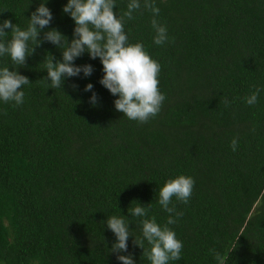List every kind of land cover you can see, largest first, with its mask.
Returning <instances> with one entry per match:
<instances>
[{
	"label": "trees",
	"instance_id": "obj_1",
	"mask_svg": "<svg viewBox=\"0 0 264 264\" xmlns=\"http://www.w3.org/2000/svg\"><path fill=\"white\" fill-rule=\"evenodd\" d=\"M41 2L0 0V23L26 29ZM67 2L47 0L53 19L44 31L57 29L70 41L75 23L62 11ZM129 2L115 0L118 17ZM140 2L124 30L129 44H143L160 64L165 96L145 123L115 109L118 97L99 83V58H77L75 65L91 64L93 73L52 88L46 61L62 62L52 43L36 47L23 67L0 57V69L31 82L21 89V105L0 101V264H121L105 224L113 215L130 228L120 255L151 264L148 242L143 252L133 241L143 239L141 220L167 223L159 190L180 175L195 184L187 204L173 198L182 215L173 213L168 227L183 248L168 264H219L212 249L224 264H264V0H154L167 29L162 45ZM256 88L258 100L248 105ZM139 203H150L146 217L131 215Z\"/></svg>",
	"mask_w": 264,
	"mask_h": 264
},
{
	"label": "clouds",
	"instance_id": "obj_2",
	"mask_svg": "<svg viewBox=\"0 0 264 264\" xmlns=\"http://www.w3.org/2000/svg\"><path fill=\"white\" fill-rule=\"evenodd\" d=\"M46 3H40L28 18L26 29L22 30L11 20L5 19L0 23V57L8 55L14 65L25 66L26 59L33 55L36 47L43 42H50L62 50V62L50 55L46 61V80L50 81L52 88H63L65 79L77 77L81 73L90 76L94 69L91 64L75 65L74 61L87 53L91 59L99 58L102 63L104 75L99 83L113 96L114 107L129 120L140 123L147 122L155 117L162 106L165 96L159 90L158 76L160 64L151 59L145 52L143 44H129L128 36L124 30L126 20L134 19V13L141 9L140 0H130L127 11L119 17L115 9V0H68L62 11L68 14L75 23L73 38L69 41L57 29L44 31L50 25L53 16ZM143 8L153 14L151 26L155 30L154 43L162 45L167 42L168 35L165 26L156 18L160 9L155 6L154 0H143ZM5 29H10L6 32ZM9 33L11 38L9 39ZM43 33V38L40 35ZM30 45H32L30 47ZM55 61V62H54ZM4 67L0 69V101L14 102L21 105L24 101V85L30 84L28 77L19 74L15 69ZM78 86L73 85L76 89ZM93 90L91 83L84 89ZM261 89L256 88L245 98L248 105H254ZM98 97L93 92L90 103L96 105ZM225 100V105H228ZM238 141H231L233 151L237 149ZM195 181L192 177L180 175L169 179L159 190L158 203L169 214L167 223L163 226L156 222L155 217L141 220L143 239L133 243L143 249L144 241L150 245V250L144 252L151 264H168L170 260L181 259L183 244L176 238V234L168 225L176 223L173 213L178 217L182 213L176 212L173 198L177 201L188 203ZM171 205V206H170ZM150 208L140 203L130 209L135 217H146ZM106 226L116 237L111 252L116 253L121 264H135L131 254L120 255L128 251L129 223L124 216L115 215L108 217ZM219 264H224L221 254L215 249L210 250Z\"/></svg>",
	"mask_w": 264,
	"mask_h": 264
}]
</instances>
